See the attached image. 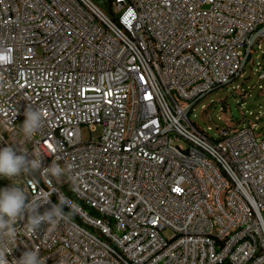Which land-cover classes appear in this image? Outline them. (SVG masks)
Here are the masks:
<instances>
[{"label": "built area", "instance_id": "1", "mask_svg": "<svg viewBox=\"0 0 264 264\" xmlns=\"http://www.w3.org/2000/svg\"><path fill=\"white\" fill-rule=\"evenodd\" d=\"M263 38L264 0H0V148L64 170L0 189L68 217L35 234L18 221L9 264L29 250L45 264H264V134L188 118L251 71ZM29 109L43 114L31 137Z\"/></svg>", "mask_w": 264, "mask_h": 264}, {"label": "clouds", "instance_id": "2", "mask_svg": "<svg viewBox=\"0 0 264 264\" xmlns=\"http://www.w3.org/2000/svg\"><path fill=\"white\" fill-rule=\"evenodd\" d=\"M22 131L31 137L42 124L43 114L39 110L29 109L24 114ZM43 168L45 176L60 177L64 170L58 164L42 167L41 158H29L26 153L18 154L12 147L0 148V177L14 181L22 175H30ZM48 202V201H45ZM40 201H29L25 191L19 185L0 189V264H9L8 256L12 249L6 241L15 242L18 235L16 225L27 216L26 233L35 234L42 224H57L67 220L64 205L53 204L50 210L43 214L37 212ZM16 264H45V258L40 257L39 250H29L22 253Z\"/></svg>", "mask_w": 264, "mask_h": 264}, {"label": "rangeland", "instance_id": "3", "mask_svg": "<svg viewBox=\"0 0 264 264\" xmlns=\"http://www.w3.org/2000/svg\"><path fill=\"white\" fill-rule=\"evenodd\" d=\"M252 58L251 71L246 67L243 76L208 92L192 106L188 118L208 134L215 136L212 126L235 125L237 122L229 119L240 118L244 124L253 123L256 133L264 134V78L257 79V71L264 70V38ZM207 126L211 129L207 130ZM97 131L93 129L91 137H95ZM81 135L84 139L88 136L84 126L81 127ZM165 234L169 235V232L165 231Z\"/></svg>", "mask_w": 264, "mask_h": 264}, {"label": "trees", "instance_id": "4", "mask_svg": "<svg viewBox=\"0 0 264 264\" xmlns=\"http://www.w3.org/2000/svg\"><path fill=\"white\" fill-rule=\"evenodd\" d=\"M99 7H101L104 11L109 12V0H93ZM232 120L234 122H237L235 125H238L240 123H242V118L240 119H229ZM218 125H222V124H218ZM232 124H227L228 127H232L235 126ZM68 211V210H67ZM70 212V211H69ZM71 213V212H70ZM72 214V213H71ZM76 217V216H75Z\"/></svg>", "mask_w": 264, "mask_h": 264}, {"label": "snow or ice", "instance_id": "5", "mask_svg": "<svg viewBox=\"0 0 264 264\" xmlns=\"http://www.w3.org/2000/svg\"><path fill=\"white\" fill-rule=\"evenodd\" d=\"M177 191H178V189H177Z\"/></svg>", "mask_w": 264, "mask_h": 264}]
</instances>
